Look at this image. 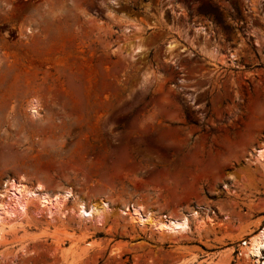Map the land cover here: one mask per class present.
Wrapping results in <instances>:
<instances>
[{"label": "rangeland", "instance_id": "374dc122", "mask_svg": "<svg viewBox=\"0 0 264 264\" xmlns=\"http://www.w3.org/2000/svg\"><path fill=\"white\" fill-rule=\"evenodd\" d=\"M263 143L264 0H0V192L112 208L95 227L25 201L0 264H258L241 245L264 227ZM133 204L201 216L163 235Z\"/></svg>", "mask_w": 264, "mask_h": 264}, {"label": "bare ground", "instance_id": "6f19581e", "mask_svg": "<svg viewBox=\"0 0 264 264\" xmlns=\"http://www.w3.org/2000/svg\"><path fill=\"white\" fill-rule=\"evenodd\" d=\"M136 51H140V49L138 48ZM30 110L33 114L38 112L35 103L30 104ZM253 155L254 159L264 166V143ZM71 200L75 202V205L68 210L67 205ZM25 201L36 202L38 210L45 212L47 217L52 220H55L56 215L65 218L67 214L71 213L78 222L84 225L91 223L95 227H103L108 214L112 211L106 201L89 205L86 200L78 198L71 190L51 193L43 184L37 183L32 186L22 178L13 181L10 186L6 184L0 192V244H3L2 242L6 239V229L10 226L9 224L17 217L18 205ZM121 216L135 226L144 229L152 228L163 235H176L191 229L189 216L197 218L201 214L199 211L193 210L182 217L160 215L146 210L142 204H133L122 209ZM208 217L211 222H214L210 215ZM241 247V254L248 258H254L255 263L264 264L262 259L264 255V227L259 228L258 232L245 241Z\"/></svg>", "mask_w": 264, "mask_h": 264}, {"label": "trees", "instance_id": "16d2710c", "mask_svg": "<svg viewBox=\"0 0 264 264\" xmlns=\"http://www.w3.org/2000/svg\"><path fill=\"white\" fill-rule=\"evenodd\" d=\"M209 7L211 8V13L215 15L217 21L221 23L227 31L232 29V27L229 24H226L225 21L223 20L218 7L212 5H209Z\"/></svg>", "mask_w": 264, "mask_h": 264}]
</instances>
